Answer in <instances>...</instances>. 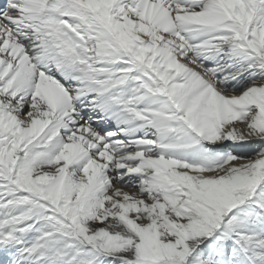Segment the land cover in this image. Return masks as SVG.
Listing matches in <instances>:
<instances>
[{
	"label": "snow or ice",
	"instance_id": "1",
	"mask_svg": "<svg viewBox=\"0 0 264 264\" xmlns=\"http://www.w3.org/2000/svg\"><path fill=\"white\" fill-rule=\"evenodd\" d=\"M0 254L264 264V0H0Z\"/></svg>",
	"mask_w": 264,
	"mask_h": 264
},
{
	"label": "bare ground",
	"instance_id": "2",
	"mask_svg": "<svg viewBox=\"0 0 264 264\" xmlns=\"http://www.w3.org/2000/svg\"><path fill=\"white\" fill-rule=\"evenodd\" d=\"M246 152H248L247 149L242 150L240 154H245ZM248 154H251V153L248 152ZM0 264H4V256L2 254H0Z\"/></svg>",
	"mask_w": 264,
	"mask_h": 264
}]
</instances>
